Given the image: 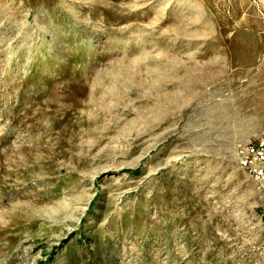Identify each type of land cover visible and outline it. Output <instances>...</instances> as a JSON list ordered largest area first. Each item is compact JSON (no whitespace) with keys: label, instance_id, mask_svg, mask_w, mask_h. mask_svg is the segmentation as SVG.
<instances>
[{"label":"rangeland","instance_id":"rangeland-1","mask_svg":"<svg viewBox=\"0 0 264 264\" xmlns=\"http://www.w3.org/2000/svg\"><path fill=\"white\" fill-rule=\"evenodd\" d=\"M264 0H0V264H264Z\"/></svg>","mask_w":264,"mask_h":264},{"label":"built area","instance_id":"built-area-1","mask_svg":"<svg viewBox=\"0 0 264 264\" xmlns=\"http://www.w3.org/2000/svg\"><path fill=\"white\" fill-rule=\"evenodd\" d=\"M237 155L243 169L264 180V133L239 145Z\"/></svg>","mask_w":264,"mask_h":264},{"label":"bare ground","instance_id":"bare-ground-1","mask_svg":"<svg viewBox=\"0 0 264 264\" xmlns=\"http://www.w3.org/2000/svg\"><path fill=\"white\" fill-rule=\"evenodd\" d=\"M240 166L242 167V162H239ZM243 168V167H242Z\"/></svg>","mask_w":264,"mask_h":264}]
</instances>
